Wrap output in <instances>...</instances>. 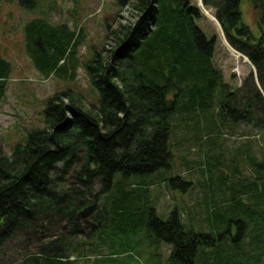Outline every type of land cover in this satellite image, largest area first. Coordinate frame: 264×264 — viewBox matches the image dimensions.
Masks as SVG:
<instances>
[{"label":"trees","instance_id":"16d2710c","mask_svg":"<svg viewBox=\"0 0 264 264\" xmlns=\"http://www.w3.org/2000/svg\"><path fill=\"white\" fill-rule=\"evenodd\" d=\"M201 2L214 9L227 43L248 58L255 76H246L235 90L224 82L213 61L216 39H207L197 26L201 12L190 0H115L119 9L131 6L136 19L118 25L108 35L113 47L95 50L83 64L97 93L96 105L86 108L69 91L56 92L41 112L43 128L29 131L9 156L0 145V250L21 234L43 236L48 230L43 224L51 223L64 233L20 264H75L69 260L72 254L85 264H119L132 251L143 257L138 252L142 236L152 246L170 248L167 264L262 263L264 159L248 153L253 174L239 177L234 161L235 172L226 177L219 173L224 170L222 149L217 153L204 144L203 175L220 183L222 201L211 198L212 183L203 182L201 204L195 202L184 216L173 208L164 219L150 202L155 184L190 185L167 175L176 117L199 138L223 126L248 127L264 137V0H249L259 35L242 22L240 0ZM19 3L34 5L33 0ZM24 40L35 70L44 77L55 73L74 79L80 32L32 22L24 29ZM10 72L0 54V104ZM208 114V125L198 127V118ZM72 165L73 178L66 179ZM102 198L105 204L94 214ZM229 203L238 226L246 221L249 232L239 243L235 262L225 254L232 250L229 245L221 252L215 249L212 262L205 251L223 238L221 227L229 230L224 208L219 209ZM88 216L89 243L79 244L73 239L86 232L81 223Z\"/></svg>","mask_w":264,"mask_h":264},{"label":"rangeland","instance_id":"374dc122","mask_svg":"<svg viewBox=\"0 0 264 264\" xmlns=\"http://www.w3.org/2000/svg\"><path fill=\"white\" fill-rule=\"evenodd\" d=\"M201 12V19L196 21L197 26L204 33L207 39H216L214 64L221 70L224 82L231 90L240 87L246 76H255V70L248 58L234 50L227 43L221 26L214 17V9L204 7L201 0H190ZM34 5L22 6L19 0H0V54L9 64L11 72L7 83L5 96L0 104V145L4 154L9 156L13 146L23 142L27 133L33 129L43 128L42 110L46 99L56 92L69 91L73 94L75 101L82 106L89 108L97 103V93L90 85L88 76L85 73L83 64L90 60L95 50H108L114 45L109 38L111 31L118 25H127L135 21L131 6L119 9L115 0H33ZM240 11L242 22L246 24L255 35H259L256 26L257 15L249 0H240ZM42 25L45 28L67 25L76 34L80 32L83 43L77 48L76 59L77 69L74 79H62L55 73L49 77L35 70L31 61L25 53L24 29L31 23ZM109 38V39H108ZM238 53L241 55L239 56ZM209 114L198 118V127L208 125ZM174 132L171 137L172 160L168 170V176H178L185 182L190 183L186 187L172 188L166 182L160 185L155 184L150 188V202L155 206L158 215L167 218L173 208L180 210L182 215H186L189 209H195V202H199L204 197L205 187L203 182L212 183L211 198L222 201L225 196L219 192L220 183L214 180H206L203 175V152L204 144L208 149L218 153L222 149L221 159L223 173L226 177L234 171V161L237 163L239 177L248 178L253 174V167L246 159V154L250 153L259 160L264 159V137L257 131L252 132L251 128L239 126L236 130L223 126L219 130L208 135H201L200 138L194 131L186 132L178 118L173 122ZM181 129L183 132H181ZM192 128L191 130H195ZM188 131V130H187ZM213 152V153H214ZM219 157V158H220ZM65 175L66 179L72 180L73 168ZM97 189V187H96ZM227 190L224 193L227 195ZM242 203L246 204L247 199L242 198ZM105 201L99 199L94 214L100 212ZM199 204H201L199 202ZM222 204L219 209L224 208V216L227 220L229 230L223 231L220 228L221 239H215V248L206 250L212 260L215 259L216 250L221 252L227 245L230 252H225L234 262L239 255L238 246L248 230V223L238 226V217L231 212L233 204L226 207ZM200 207V206H199ZM231 212V213H230ZM92 218L88 216L82 221L81 227L86 230L82 234H77L76 239L88 244L90 233L89 223ZM48 230L45 234L27 236V238L17 236L12 241H7L0 250V264H20L23 259H31L33 255L41 251L45 243L57 241L58 237L64 233L58 228H54L51 223L43 224ZM239 229V230H238ZM54 230V231H53ZM84 230V231H85ZM223 231V232H222ZM35 237L37 239H33ZM228 239H225V238ZM92 240V238H91ZM245 241V240H244ZM243 241V243H244ZM110 242V240H107ZM138 252L140 257L132 251L129 255L120 257L119 264H167V257L170 248L165 244L152 246L149 241L142 236ZM28 245V246H27ZM247 250V248L245 249ZM224 254V253H223ZM69 260L75 264H85V260L77 254H72ZM86 264H92V260H86ZM264 264V253L262 263Z\"/></svg>","mask_w":264,"mask_h":264},{"label":"water","instance_id":"95a60500","mask_svg":"<svg viewBox=\"0 0 264 264\" xmlns=\"http://www.w3.org/2000/svg\"><path fill=\"white\" fill-rule=\"evenodd\" d=\"M201 4H202V2H201ZM202 5H203V4H202ZM238 55L241 56L239 53H238Z\"/></svg>","mask_w":264,"mask_h":264}]
</instances>
